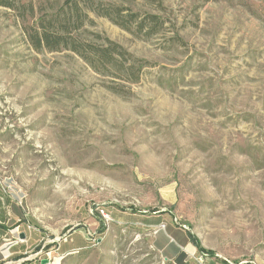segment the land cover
<instances>
[{"label": "rangeland", "instance_id": "374dc122", "mask_svg": "<svg viewBox=\"0 0 264 264\" xmlns=\"http://www.w3.org/2000/svg\"><path fill=\"white\" fill-rule=\"evenodd\" d=\"M114 1L135 83L0 6V264H264V0Z\"/></svg>", "mask_w": 264, "mask_h": 264}, {"label": "trees", "instance_id": "16d2710c", "mask_svg": "<svg viewBox=\"0 0 264 264\" xmlns=\"http://www.w3.org/2000/svg\"><path fill=\"white\" fill-rule=\"evenodd\" d=\"M0 6L15 11L24 21L36 17L35 26L26 27L29 40L36 50H71L95 71L103 75L118 74L123 83L138 82L148 63L122 44L91 31L94 16L107 17L127 30H132L135 25L142 30L147 25L153 33L163 23L161 15L147 11L145 17H141L143 8L114 0H0ZM163 7L161 2L160 8ZM123 85L119 84L120 87ZM120 87H113V90L120 93ZM4 205L0 186V237L7 230L2 222L5 219ZM189 237L192 239L191 235Z\"/></svg>", "mask_w": 264, "mask_h": 264}, {"label": "water", "instance_id": "95a60500", "mask_svg": "<svg viewBox=\"0 0 264 264\" xmlns=\"http://www.w3.org/2000/svg\"><path fill=\"white\" fill-rule=\"evenodd\" d=\"M49 259H43L42 263H47Z\"/></svg>", "mask_w": 264, "mask_h": 264}, {"label": "built area", "instance_id": "2783aa9c", "mask_svg": "<svg viewBox=\"0 0 264 264\" xmlns=\"http://www.w3.org/2000/svg\"><path fill=\"white\" fill-rule=\"evenodd\" d=\"M102 212H103V215H104V216H107V214H106L104 211H102Z\"/></svg>", "mask_w": 264, "mask_h": 264}, {"label": "crops", "instance_id": "0c3cea01", "mask_svg": "<svg viewBox=\"0 0 264 264\" xmlns=\"http://www.w3.org/2000/svg\"><path fill=\"white\" fill-rule=\"evenodd\" d=\"M143 223H144V222H143ZM157 240H159V239L157 238ZM163 242H164V241H163ZM163 242H162V243H163ZM158 243H159V242H158ZM162 243H159V245H161V246H162Z\"/></svg>", "mask_w": 264, "mask_h": 264}]
</instances>
